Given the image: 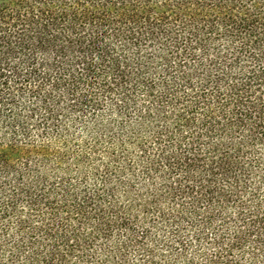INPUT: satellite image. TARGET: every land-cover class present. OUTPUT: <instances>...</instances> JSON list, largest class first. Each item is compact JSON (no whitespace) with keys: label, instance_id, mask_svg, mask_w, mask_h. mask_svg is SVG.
<instances>
[{"label":"trees","instance_id":"16d2710c","mask_svg":"<svg viewBox=\"0 0 264 264\" xmlns=\"http://www.w3.org/2000/svg\"><path fill=\"white\" fill-rule=\"evenodd\" d=\"M0 264H264V0H0Z\"/></svg>","mask_w":264,"mask_h":264}]
</instances>
